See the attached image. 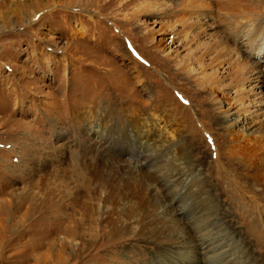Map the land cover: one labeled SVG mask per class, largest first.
Segmentation results:
<instances>
[{
	"label": "rangeland",
	"instance_id": "374dc122",
	"mask_svg": "<svg viewBox=\"0 0 264 264\" xmlns=\"http://www.w3.org/2000/svg\"><path fill=\"white\" fill-rule=\"evenodd\" d=\"M263 9L264 0H0V264H200L169 229L143 236L133 202L104 200L107 181L128 195L155 182L166 159L183 203H198L178 221L188 241V229L209 227L215 255L264 264V40L258 61L235 29L256 19L263 33ZM252 62L258 85L243 97L262 117L244 115L252 128L231 143L212 94L232 113L246 104L235 95ZM150 155L159 160L140 163ZM155 218L146 232L159 229Z\"/></svg>",
	"mask_w": 264,
	"mask_h": 264
},
{
	"label": "bare ground",
	"instance_id": "6f19581e",
	"mask_svg": "<svg viewBox=\"0 0 264 264\" xmlns=\"http://www.w3.org/2000/svg\"><path fill=\"white\" fill-rule=\"evenodd\" d=\"M231 1H235V0H231ZM172 10H174V9H172ZM258 14L261 16L264 15V9L262 11H260ZM194 16H195L194 21H196L198 23L199 28H201L203 30L204 24H205L204 22H202L203 18H199L201 16L198 14H195ZM235 29H236V31H239V33H242L244 35L243 36L244 40H246L245 46L247 47V49L249 51H255L256 59H258V61H260V59H261L260 55L263 54L264 52L262 51V47L256 41H258L259 38L264 40V32L262 33V31L259 30L258 21L256 19L255 20L252 19L250 21H246V23L244 22L243 25H241L240 22H238L235 25ZM151 41H153L152 38H151ZM161 50L163 53L166 52L164 49H161ZM261 52H263V53H261ZM258 61L256 60L255 63H257ZM255 65L256 64H254V62H252L250 64V66H249L250 68L248 67V69L246 70V75L242 78L239 86L237 87V91H236L237 95H235V98L239 97L238 100H241L240 98L243 97V95L245 93L252 92V87H250L251 83H255V85L257 84V80L260 77V75H258L259 73L257 72ZM247 83H250V84L246 85ZM251 95L255 96L254 93H252ZM212 97H213L215 108L221 116L219 118L220 119V126H222L223 130L226 133V136L228 138H230V142L235 143V142H238V141L243 140V139L245 140L247 131H249L250 128H252V127H249V123H246L243 116L244 115H246V116L255 115L256 118H258V116L260 115V117H262V115H261L262 111L260 112V109H258L255 105L251 104V101L249 100V98H250L249 95L243 97L246 100V104H245V102L240 101L241 103L238 105L239 106L238 109L233 113L230 109L224 108L221 105V103L219 102V100L215 96H213V94H212ZM259 112L261 114H259ZM262 120L264 122V118ZM262 120H259L258 123H260V121H262ZM236 127H239L240 130L236 131V129H235ZM238 144H239V142H238ZM231 146H232V144H231ZM166 149H168V148H166ZM235 149H236V147H235ZM229 151H230V154L233 155L232 151L231 150H229ZM154 160H159V159H157V156L156 157L151 156V155L145 156V158L143 160H141L140 163L141 164L142 163H149V162L151 163ZM166 160H165L166 163L163 162L164 164L160 165L159 170L152 171L155 174L160 173V171H162V173H160L161 178H158L159 180H161V182L158 179H155V174L153 173L151 177L154 178L155 182L147 183L148 180H146V182L141 181L138 184H135L133 187H131V191L129 192L128 195L123 193L122 190H120V189L112 188L113 182H111V180L107 181L106 183L109 187V192H108L106 199H104L105 203L107 204V207L110 208V206H108V205H111L113 208V207L117 206V204L120 202L122 204H126V205L129 204V202L130 203L133 202L135 208L137 207L138 215H141V217H142V220H141L142 222H140V225H141L140 232L143 236H144V234H146L149 237L159 239L162 236L163 232L165 230L167 231L169 229L172 231L171 235H173L170 238L172 239V237H173V239L176 240V241L172 240L173 242L184 245L188 249H192L193 247H195L193 249V253L199 255L203 259L200 262V264H239L240 261L236 257L232 258L231 257L232 254L230 255L227 251L224 254H222V256H221V254L215 255V252H214L215 247L211 246L212 242H209V239L207 238V234H208L207 232L208 231H206V229L209 227H207L206 229L198 227V229H197L196 226L194 225V224H196L195 221L197 219H194L193 222H191L194 226L191 227L190 229H188V230L193 231L195 233L194 234L195 236L192 237V239L190 240L191 242L188 241L189 237H187V234H185V232H183V231H185V229L183 226H180L178 224L179 223L178 221L180 220V217L182 215L183 206L187 205L189 208L194 209V207L198 206V203L189 202V201H188L189 203L186 202L187 204L183 203L187 199V197H186L187 193L184 195V192L183 191L181 192L179 187L176 186L177 185L176 184L177 178H174V177L176 175L175 171L178 169H175L174 165H171L169 163V161H170L169 159L167 161ZM176 162H178V161L176 160ZM240 163L242 165H245L248 163H250L249 165H255L258 163V161L247 159L246 157L245 158L242 157V160L240 161ZM145 165H147V164H145ZM153 165H155V164H153ZM148 167H150V164H148ZM158 167H159V165H158ZM182 176H184V175H182ZM188 176H190V175H188ZM156 177H158V176H156ZM157 180H158V182H157ZM157 184H158V186H157ZM159 186L161 187V189ZM202 194L203 193L199 192L198 197L201 198ZM166 198H170L172 202L175 198H177L178 199V201L176 200L177 205L176 206H173V205L164 206V208L161 211L159 210L160 206H158L159 211L156 210L155 204L153 206H151V203L153 204L154 201L155 202L158 201L160 203H165ZM173 209H175V210L173 211ZM118 212H116V213H118L116 215L117 216L116 219L119 220V219H121V217H124L125 215L128 217V214L126 213L127 211H124V210L119 211L118 210ZM113 214H115V213H113ZM155 217H158L160 220H162V223L165 222L163 220V218H166L168 223L167 224L165 223V226L162 223H160L159 229H153L149 233L146 232V230H147L146 223L145 222L143 223V220L145 219L147 221V218H150L152 221H155V219H156ZM148 223L150 225L149 221H148ZM115 226H117V225L115 224ZM113 228H116V227L113 226ZM209 235H211V233Z\"/></svg>",
	"mask_w": 264,
	"mask_h": 264
}]
</instances>
